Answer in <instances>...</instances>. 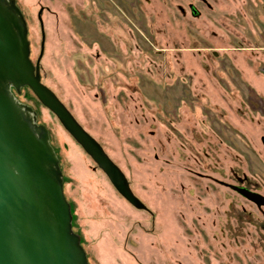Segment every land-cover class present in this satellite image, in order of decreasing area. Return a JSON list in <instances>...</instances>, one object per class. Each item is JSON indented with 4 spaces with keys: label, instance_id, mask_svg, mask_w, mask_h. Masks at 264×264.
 Here are the masks:
<instances>
[{
    "label": "rangeland",
    "instance_id": "rangeland-1",
    "mask_svg": "<svg viewBox=\"0 0 264 264\" xmlns=\"http://www.w3.org/2000/svg\"><path fill=\"white\" fill-rule=\"evenodd\" d=\"M12 1L33 63L49 10L41 81L143 205L12 90L47 130L88 264H264V216L221 184L264 195V0Z\"/></svg>",
    "mask_w": 264,
    "mask_h": 264
},
{
    "label": "water",
    "instance_id": "water-1",
    "mask_svg": "<svg viewBox=\"0 0 264 264\" xmlns=\"http://www.w3.org/2000/svg\"><path fill=\"white\" fill-rule=\"evenodd\" d=\"M38 21L40 53L33 63L21 11L12 0H0V264H88L79 237L72 231L70 206L47 130L33 125L12 90L28 88L117 193L134 208L143 205L102 146L42 83L39 60L45 35L40 17ZM221 184L264 206V196L245 187Z\"/></svg>",
    "mask_w": 264,
    "mask_h": 264
},
{
    "label": "flooded vegetation",
    "instance_id": "flooded-vegetation-1",
    "mask_svg": "<svg viewBox=\"0 0 264 264\" xmlns=\"http://www.w3.org/2000/svg\"><path fill=\"white\" fill-rule=\"evenodd\" d=\"M201 2H205V0H200ZM45 10H47V11H49L46 7L45 8H43V7H41L40 9H39V11H38V13H37V19L39 18V17H41V14H42V12L43 11H45ZM40 26V25H39ZM41 37V36H40ZM41 43V42H40ZM29 44H30V42H29ZM29 47H30V45H29ZM36 61V60H35ZM35 61H34V63H35ZM235 186H237V185H235ZM239 187H243V186H241V185H238ZM246 189H248V190H250L251 192H253V193H257V194H259V195H261V196H264V195H262V194H260L258 191H256V190H254V189H250V188H248V187H245ZM235 192V191H234ZM236 193V192H235ZM238 194V193H237ZM239 195V194H238ZM242 197V196H241ZM245 199V198H244ZM245 200H247L249 203H251V204H253L257 209H258V211H260L261 212V214L264 216V211L262 210V208L264 207L263 205H257L254 201H252V200H248V199H245ZM263 228H264V224L263 225H261Z\"/></svg>",
    "mask_w": 264,
    "mask_h": 264
}]
</instances>
